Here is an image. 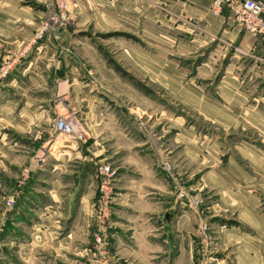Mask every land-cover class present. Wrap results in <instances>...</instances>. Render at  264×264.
Returning <instances> with one entry per match:
<instances>
[{"label":"rangeland","instance_id":"1","mask_svg":"<svg viewBox=\"0 0 264 264\" xmlns=\"http://www.w3.org/2000/svg\"><path fill=\"white\" fill-rule=\"evenodd\" d=\"M96 1L65 12L19 0L18 37L0 33V264H142L136 231L119 226L127 156L148 158L173 192L159 219L167 248L149 264H264V62L226 27L193 41L168 10ZM33 52V70L56 73L10 86ZM101 104L112 141L95 135ZM68 115L86 141L56 131Z\"/></svg>","mask_w":264,"mask_h":264},{"label":"crops","instance_id":"2","mask_svg":"<svg viewBox=\"0 0 264 264\" xmlns=\"http://www.w3.org/2000/svg\"><path fill=\"white\" fill-rule=\"evenodd\" d=\"M18 1L19 0H0V33L8 38L11 37L12 40L18 37V22L24 20L25 14L27 13V11L23 10V7H20L21 5ZM75 1L77 6H80L84 2V0ZM101 1L105 3L119 2L117 5H120L121 2L122 6H132V8L134 5H138L144 10H151V7H153L154 10L159 11L160 18L163 17L161 16V11L168 10L170 17L167 19V14H165L164 18L167 22L172 21L174 25L176 24V27L188 28V30L184 31L197 32L194 35L193 41L204 37L202 36L204 32L206 34H209L210 32H218L226 27L224 31L226 37H228L231 42L238 44L244 51V55H253L255 66H257V63L262 64V62H264V46L261 41L243 30L235 20L229 7H226L221 14L213 15L211 12V0H100L96 2L101 3ZM85 23L86 22L82 23V21H80L77 25H85ZM79 31L80 30H77L76 28H72L69 31L64 30L61 34V39H65V41L68 42L70 41V38L73 35H76ZM47 43H51L49 45H55L54 40L51 39H49ZM45 47L47 46L45 45ZM41 48L42 47L38 49L40 52ZM248 50L249 53H247ZM35 53L39 55L38 52ZM35 53L30 57V65L28 69H24V72L22 73L25 82L21 84L18 82V79L11 78L13 81L9 82L10 86L18 88V86L23 85L24 89L31 90L34 87V83H36L34 82L36 78L33 74L38 76L39 72L49 77L56 73L53 68L47 70V68L43 67L41 70H33L32 66L34 60L39 58L36 57ZM235 54L237 53L235 52ZM260 67L262 68L261 70L264 71V67ZM66 74H68V72H66ZM49 79L50 81L53 80L52 77ZM68 80L69 79L67 78L58 84L59 87L63 88L62 94H65L67 91L69 92L72 88V82L70 83ZM99 106V110L101 111L98 113L99 115H96L99 127L98 132H95V135L101 138V141L98 142H102L103 139H109L112 141V139L115 138V130L114 128L109 129L108 123L110 122L106 119L107 116L104 115V112H106L104 110V105L101 104ZM132 144V142L128 143V146H130L129 150L135 148V144ZM70 151L79 155L82 152V149L68 150V152ZM152 165L151 161L144 156L124 157L122 166L125 167L126 170L122 173V182L120 183L122 189L119 190L122 203L128 207L126 208V206H124V212L122 213L123 218H126V221L123 223L121 221L119 226H122V229L127 231L128 235H130V228L136 231V237L139 238V244L136 245L133 243L132 246L135 249H139L137 257L142 264H149L148 262H150L151 257L148 256V251H156L161 248L165 251V248H167L166 243H164L167 242V240H163L167 238L166 232L160 231L161 224L159 219L164 217L168 211V207L164 205V202H168L169 199H172L170 196L172 191L168 182L154 172ZM156 195H158V197H156ZM154 231H158L160 236L152 235L151 233ZM127 232L123 234L125 235ZM162 235H164L163 239L160 238ZM152 236L154 240H152L153 242L151 243ZM121 245H123V243ZM132 246H126L128 255L133 254L131 251ZM123 247L125 246H122V248ZM123 251V253H125V249Z\"/></svg>","mask_w":264,"mask_h":264},{"label":"built area","instance_id":"3","mask_svg":"<svg viewBox=\"0 0 264 264\" xmlns=\"http://www.w3.org/2000/svg\"><path fill=\"white\" fill-rule=\"evenodd\" d=\"M72 0H60V6L66 12L72 6ZM229 7L237 23L245 32L258 38L264 46V0H211V12L219 15ZM56 131L59 135L68 136L75 141L84 142L88 135L79 121L73 115L61 116L56 122ZM104 171H111L106 166ZM107 175V173H105ZM107 180L102 189L107 188Z\"/></svg>","mask_w":264,"mask_h":264}]
</instances>
